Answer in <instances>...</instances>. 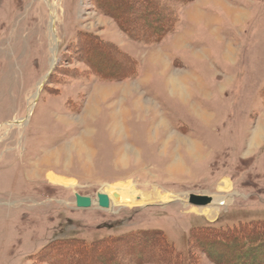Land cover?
Listing matches in <instances>:
<instances>
[{"label":"rangeland","instance_id":"rangeland-1","mask_svg":"<svg viewBox=\"0 0 264 264\" xmlns=\"http://www.w3.org/2000/svg\"><path fill=\"white\" fill-rule=\"evenodd\" d=\"M258 1L249 3L255 13L245 32L233 36L232 61L224 62L220 50L191 46L203 53L189 66L202 85L184 101L148 86V51L164 40L129 39L93 0H0V264H48L41 254L59 242L93 247L141 231L161 232L184 264L189 255L193 264H215L197 243L191 247L193 230L264 222V0ZM84 34L137 62L136 76L99 79L86 62ZM106 54L95 64L107 67L104 75L128 68L126 59ZM170 64L174 71L187 67L176 58ZM170 74L176 90L177 73ZM99 193L107 195L108 210L76 207L75 195L91 202ZM112 194L151 202L117 207ZM156 195L176 198L154 202ZM190 195L229 202L209 220L197 213L208 205H189Z\"/></svg>","mask_w":264,"mask_h":264},{"label":"trees","instance_id":"trees-1","mask_svg":"<svg viewBox=\"0 0 264 264\" xmlns=\"http://www.w3.org/2000/svg\"><path fill=\"white\" fill-rule=\"evenodd\" d=\"M192 1L93 0V5L100 14L112 18L129 39L151 44L158 43L174 32L180 9ZM130 16L139 26L134 27L131 24L133 20L129 19ZM137 28L139 33L136 31ZM82 38L86 42V50H89H85L89 53L86 62L99 79L111 81L136 76L137 62L122 54L114 46L103 43L96 36L84 34ZM107 51H111L115 58L126 59L128 68L120 66L117 67L119 70L117 75H104L107 67L95 64L103 61L102 57L109 59ZM194 244L215 264H264V222L225 230L198 228L190 235L191 247ZM98 249L102 250L95 254L97 253L95 250ZM73 254L74 257L70 259ZM41 255L42 260L48 264H86L87 260L92 264H140L147 260L154 264H184L180 254L174 251L172 245L159 231H141L109 238L93 247L75 241L59 242L50 246ZM124 257H129L130 261H124ZM186 264H193L191 255Z\"/></svg>","mask_w":264,"mask_h":264},{"label":"crops","instance_id":"crops-1","mask_svg":"<svg viewBox=\"0 0 264 264\" xmlns=\"http://www.w3.org/2000/svg\"><path fill=\"white\" fill-rule=\"evenodd\" d=\"M250 2L258 6L259 1L193 0L183 6L174 32L163 39L159 48L148 51V86L155 87L159 93L166 89L170 95L181 99L185 95L191 96V87L200 90L202 80L189 66L200 64L203 53L196 54L191 46L198 43L199 48L208 49L209 54L220 50L224 62L232 61L236 53L233 36L245 32L255 13L249 8ZM174 58L180 59L187 67L171 69L170 61ZM170 72L177 73L174 77L176 90L169 85Z\"/></svg>","mask_w":264,"mask_h":264},{"label":"bare ground","instance_id":"bare-ground-1","mask_svg":"<svg viewBox=\"0 0 264 264\" xmlns=\"http://www.w3.org/2000/svg\"><path fill=\"white\" fill-rule=\"evenodd\" d=\"M51 6H49V8H51ZM51 18L53 20V18H54V15L53 14L51 15ZM52 20H51L50 31H51V34H52V37H53L54 31H53V21ZM53 40H54V43H56L55 38ZM54 50H55V46H53V53H54ZM53 63H54V59L52 60V65H53ZM171 84L174 85L173 82ZM39 91H40V86H39V88H38V90H37V92H36V94L34 96L35 99H36ZM139 104H140L139 101L136 102V108H139V107L141 108L142 104H140V105ZM144 108H147L146 105H145ZM256 132H257V134L260 133V129L257 130ZM226 183L227 182H224L223 183L224 184V188H227V184ZM99 194L100 195H105V194H101V193H99ZM97 195H96V199L91 201L90 207L97 206L99 209L108 210L109 209V199H108L107 195H105L107 197V199H108V208L107 209H104V208L99 207L98 201H97ZM112 197L115 199V201L113 200V204L114 205H117V207H133V206H138V205H145V204H148V203L151 202V201H148L145 198H142L140 196H131V197L125 196V197H121L120 200H118L119 197H118L117 194H112ZM175 198L176 197L171 198L169 196L159 197L158 195H156L153 201L154 202H162L163 203V202L170 201L172 199L174 200ZM184 202H186V198H185ZM228 202H229V200L227 199V197H224V196H214L212 198V203L210 205H208L206 208L198 209L197 210V213H199V214L207 217V219H209V220H214L215 217L217 216V213H218L219 208L221 206L226 205ZM90 207H88V208H90Z\"/></svg>","mask_w":264,"mask_h":264},{"label":"water","instance_id":"water-1","mask_svg":"<svg viewBox=\"0 0 264 264\" xmlns=\"http://www.w3.org/2000/svg\"><path fill=\"white\" fill-rule=\"evenodd\" d=\"M97 201H98L99 207L104 208V209L108 208V199L105 195L98 194ZM211 202H212V199L210 197L190 195L187 203L195 207H204V206L209 205ZM75 204L77 208L86 209L90 207L91 202L89 198L80 197L78 195H75Z\"/></svg>","mask_w":264,"mask_h":264}]
</instances>
